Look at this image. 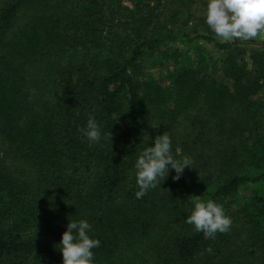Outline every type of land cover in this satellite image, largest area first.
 Wrapping results in <instances>:
<instances>
[{"label": "trees", "instance_id": "16d2710c", "mask_svg": "<svg viewBox=\"0 0 264 264\" xmlns=\"http://www.w3.org/2000/svg\"><path fill=\"white\" fill-rule=\"evenodd\" d=\"M160 1L0 0V264H63L80 220L93 264H264V49L243 44L264 42L171 33ZM172 2V18L190 3ZM171 41L217 57L162 55L160 81L146 57ZM89 117L99 142L80 131ZM164 132L192 168L137 199V158ZM196 197L223 206L227 233L186 223Z\"/></svg>", "mask_w": 264, "mask_h": 264}, {"label": "clouds", "instance_id": "9594fccd", "mask_svg": "<svg viewBox=\"0 0 264 264\" xmlns=\"http://www.w3.org/2000/svg\"><path fill=\"white\" fill-rule=\"evenodd\" d=\"M206 23L223 43L234 41H264V0H209ZM118 119V117H114ZM90 142L101 139L100 127L94 117H89L87 127L80 129ZM111 134L109 133V138ZM171 138L164 132L155 137L153 146L147 147L137 158L136 183L139 191L137 199L148 190L154 189L166 178L169 169L175 171L173 180H179L185 168H192L194 161L184 156L177 160L171 154ZM186 223L194 225L205 239H214L217 233H227L232 220L225 215L222 205L212 200L207 202L196 197L194 210ZM91 225L86 220L69 222L60 241L63 264H93L92 249L99 247L98 239L90 238ZM211 253V247L205 249Z\"/></svg>", "mask_w": 264, "mask_h": 264}, {"label": "rangeland", "instance_id": "374dc122", "mask_svg": "<svg viewBox=\"0 0 264 264\" xmlns=\"http://www.w3.org/2000/svg\"><path fill=\"white\" fill-rule=\"evenodd\" d=\"M189 2H190L189 5L187 6V8L186 7L185 8L190 11L192 16L191 18H187V20H185L186 19L185 12L187 10L184 7L179 9V11L177 12V16L175 18H172V12L176 10L177 6L174 7V5L172 4L173 3L172 0H161L160 3L163 4L164 6H160L158 8L161 22L156 23L157 26L160 27L162 25H165V27L171 30V33H175V34L187 33L190 35H194L195 33H199L202 32L203 30H206L207 28H210L206 23V11L209 0H189ZM170 19H174L175 21L174 22L168 21ZM214 36H216V34ZM256 41L259 42L260 40H256ZM196 43L197 44L188 45L186 49L179 42L171 41L167 43L166 46H160L156 51L154 50L152 54L148 55L146 57L147 61L145 65L147 66V69L150 72H152L154 78L163 81L164 75L166 74L167 67H169L170 62L159 68L157 66L158 65L157 61L161 58L162 55L170 54L171 57L172 52L174 51L181 52L183 55L189 57L193 65H195L200 58L206 59L208 63L211 60L216 59L217 52L213 48H211L209 44L203 41H197ZM243 44L245 47H251L254 49H261V50L264 49V46L257 43L255 44L243 43ZM209 70L211 71L213 77L217 78L220 81H224L222 76H220V74L217 72L218 71L217 69L209 68L208 71ZM258 94L260 98H264V91ZM176 153L177 156L181 155L180 150L178 149L176 150Z\"/></svg>", "mask_w": 264, "mask_h": 264}]
</instances>
